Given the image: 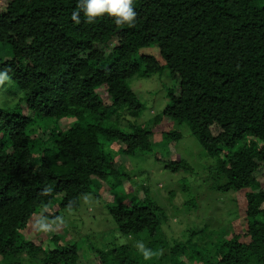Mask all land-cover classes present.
Returning <instances> with one entry per match:
<instances>
[{
	"label": "trees",
	"instance_id": "obj_1",
	"mask_svg": "<svg viewBox=\"0 0 264 264\" xmlns=\"http://www.w3.org/2000/svg\"><path fill=\"white\" fill-rule=\"evenodd\" d=\"M78 3L0 0V71L8 72V96L18 98L0 106V264H84L76 244L51 249L23 231L38 212L56 220L58 209H77L95 181L119 176L120 154L152 150L151 130L130 122L126 132L118 121L142 111L129 79L165 69L171 84L162 115L185 123L214 158L213 187L238 193L245 220L204 242L205 253L189 250L201 229L168 256L161 206H110L119 232L144 233L153 255L121 244L95 250L93 264H264V0H133V26L107 13L89 23ZM153 46L164 63L144 52ZM180 137L163 133L167 143ZM165 167L191 169L174 159Z\"/></svg>",
	"mask_w": 264,
	"mask_h": 264
},
{
	"label": "rangeland",
	"instance_id": "obj_2",
	"mask_svg": "<svg viewBox=\"0 0 264 264\" xmlns=\"http://www.w3.org/2000/svg\"><path fill=\"white\" fill-rule=\"evenodd\" d=\"M144 52L156 55L164 63L157 47L145 48ZM128 82L143 105L142 111L137 118L121 113L118 122L126 132H131L130 122L151 130L152 150H136L131 155L120 154L117 157L122 165L119 176H110L103 182L95 181L92 190L80 199V206L77 209H58L60 216L56 220L42 219L38 212L23 234L29 240L44 242L45 247L51 249L76 244L81 261L93 264L94 251L98 249L127 244L131 249L141 251L138 245L142 243L145 246L148 237L144 233L137 237L121 234L109 207L118 204L131 206L150 200L161 206L168 215L161 232L162 239L168 244L163 250L166 255L169 256L170 248L176 242H187L190 232L196 230L200 234L203 229L206 233L203 237L193 236L189 250L205 253L207 248L204 242L211 246L242 225L245 218L239 207L241 199L236 200L238 193L227 194L213 187L215 179L211 167L214 158L202 149L197 137L185 123L180 124L162 115L168 104L166 93L171 84L169 71L165 69L144 77L135 76ZM9 90L7 80L0 84L2 107L6 103L14 105L18 101V98L8 96ZM176 130L181 132L177 141L167 143L163 140L165 131ZM105 149L112 155L119 152L115 144H106ZM169 159L185 160L191 169L172 172L165 167V161ZM42 224L47 226V230L41 228ZM48 233L58 235L57 244L50 240ZM21 264L40 262L25 258Z\"/></svg>",
	"mask_w": 264,
	"mask_h": 264
},
{
	"label": "clouds",
	"instance_id": "obj_3",
	"mask_svg": "<svg viewBox=\"0 0 264 264\" xmlns=\"http://www.w3.org/2000/svg\"><path fill=\"white\" fill-rule=\"evenodd\" d=\"M78 7L83 11L89 23L94 22L97 17L107 13L115 17L117 25L127 23L133 26L137 15L133 9V0H79ZM72 18L76 23L80 22L78 12H74ZM5 80H9L7 70L0 71V84H3ZM41 228L47 230L46 225L42 224ZM121 243H123V241H121ZM138 247L143 252L145 259H149L153 255L142 243L139 244Z\"/></svg>",
	"mask_w": 264,
	"mask_h": 264
}]
</instances>
